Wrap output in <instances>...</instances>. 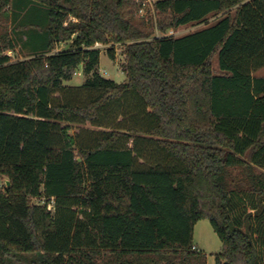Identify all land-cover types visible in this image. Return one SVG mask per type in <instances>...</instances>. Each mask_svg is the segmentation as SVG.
<instances>
[{
  "label": "trees",
  "instance_id": "16d2710c",
  "mask_svg": "<svg viewBox=\"0 0 264 264\" xmlns=\"http://www.w3.org/2000/svg\"><path fill=\"white\" fill-rule=\"evenodd\" d=\"M145 1L0 0V264H264V0Z\"/></svg>",
  "mask_w": 264,
  "mask_h": 264
},
{
  "label": "rangeland",
  "instance_id": "374dc122",
  "mask_svg": "<svg viewBox=\"0 0 264 264\" xmlns=\"http://www.w3.org/2000/svg\"><path fill=\"white\" fill-rule=\"evenodd\" d=\"M157 0H146L145 5L147 8L150 6L152 7V3H154ZM147 8L143 10L142 14H147L148 10ZM215 18H212L211 21H213ZM210 21V22H211ZM206 24H200L195 26H187L182 27L179 30L175 31V36H181L185 35L189 32H193L195 30H198L202 27H204ZM171 30H169L170 33ZM65 45L62 44L61 48H63ZM102 49V55H101V64H100V72L108 78L116 80L118 83H122L127 79V74L122 69V64L125 61L124 56V47L122 45L116 46L117 51V58L116 60H112L109 55L107 54V48L109 46L98 44ZM10 55H12L15 59H27L31 56L29 55V49L24 48L22 45L18 46L16 50L9 51ZM219 65V58H214V66L217 68ZM257 76H264V67L260 68L255 72ZM86 77L83 74V69L80 68L74 78L66 84L68 85H81L84 83ZM87 127H91L87 124ZM82 126L75 125L73 126L72 132L76 133L79 130H81ZM7 179L4 177H0V190L3 189L6 186ZM194 240L196 242H199L200 245L204 248L205 252L208 254L209 258V264H215V257L213 254L220 252L222 250V242L215 232L213 226L211 225L210 221L208 219L200 220L196 227H195V234H194Z\"/></svg>",
  "mask_w": 264,
  "mask_h": 264
},
{
  "label": "built area",
  "instance_id": "2783aa9c",
  "mask_svg": "<svg viewBox=\"0 0 264 264\" xmlns=\"http://www.w3.org/2000/svg\"><path fill=\"white\" fill-rule=\"evenodd\" d=\"M169 34H170V35H174V34H175V31H174V30H171ZM97 45H98V44H97ZM52 207H53L52 204H50V205H49V208L52 209ZM193 249H194V250H197V251L200 250L196 245L193 246Z\"/></svg>",
  "mask_w": 264,
  "mask_h": 264
},
{
  "label": "crops",
  "instance_id": "0c3cea01",
  "mask_svg": "<svg viewBox=\"0 0 264 264\" xmlns=\"http://www.w3.org/2000/svg\"><path fill=\"white\" fill-rule=\"evenodd\" d=\"M196 225H197V224H196ZM195 245H196L200 250L205 251L204 248L202 247V245H200L199 242H196V241H195Z\"/></svg>",
  "mask_w": 264,
  "mask_h": 264
},
{
  "label": "water",
  "instance_id": "95a60500",
  "mask_svg": "<svg viewBox=\"0 0 264 264\" xmlns=\"http://www.w3.org/2000/svg\"><path fill=\"white\" fill-rule=\"evenodd\" d=\"M10 182L7 180L6 184L8 185Z\"/></svg>",
  "mask_w": 264,
  "mask_h": 264
}]
</instances>
